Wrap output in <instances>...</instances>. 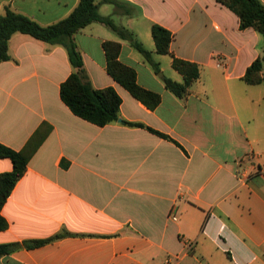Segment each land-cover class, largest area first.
<instances>
[{
	"label": "crops",
	"instance_id": "obj_1",
	"mask_svg": "<svg viewBox=\"0 0 264 264\" xmlns=\"http://www.w3.org/2000/svg\"><path fill=\"white\" fill-rule=\"evenodd\" d=\"M97 2L161 71L109 26L80 29L84 78L122 99V121L99 126L61 98L73 71L66 48L12 35L10 59L0 63V142L18 151L32 137L39 143L2 208L9 226L0 244L47 242L4 254L0 264H264V84L244 80L264 56V36L241 29L217 0ZM78 3L0 0V15L10 6L49 25ZM154 23L173 34L169 54L156 51ZM106 41L120 42L119 60L161 95L156 108L108 73ZM174 57L200 71L184 98L163 80H184ZM12 169L1 157L0 174Z\"/></svg>",
	"mask_w": 264,
	"mask_h": 264
},
{
	"label": "trees",
	"instance_id": "obj_2",
	"mask_svg": "<svg viewBox=\"0 0 264 264\" xmlns=\"http://www.w3.org/2000/svg\"><path fill=\"white\" fill-rule=\"evenodd\" d=\"M217 1L238 15L241 29L251 27L264 36V2L261 0ZM103 2L116 3L117 0H103ZM93 22H101L113 29L121 38L129 40L131 45L143 55L145 61L155 71H161L159 62L154 59L153 53L132 32L117 25L110 16H103L100 13L97 0H79L76 8L67 17L49 25H42L31 17L6 6L4 13L0 15V63L10 59L9 41L12 35L17 32L28 34L50 44L63 45L68 52L73 71L61 84L60 95L62 100L76 115L99 126H105L119 121L122 99L113 87L97 89L83 76L84 60L75 40V34ZM152 35L156 51L160 54H169L173 40L172 32L162 25L154 23ZM103 46L108 73L138 100H141L151 109L156 108L161 102V95L142 87L137 81L136 70L119 60L121 43L106 41ZM263 62L264 56L258 57L248 67L244 75V80L248 84H264ZM172 65L183 75L184 80L179 82L164 77L165 86L179 98H184L189 94L192 84L200 76L199 67L196 63L177 57L173 58ZM124 122L129 125L142 126L140 123ZM151 130L160 136L170 138L162 132ZM38 143L32 137L26 146L18 151L0 142V158L7 157L13 162L11 171L0 174V231L6 230L9 226L7 219L2 215V208L18 181L26 173L27 164L37 149ZM46 242L47 240H35L26 241L24 244H0V256L11 253L22 246L33 248Z\"/></svg>",
	"mask_w": 264,
	"mask_h": 264
},
{
	"label": "built area",
	"instance_id": "obj_3",
	"mask_svg": "<svg viewBox=\"0 0 264 264\" xmlns=\"http://www.w3.org/2000/svg\"><path fill=\"white\" fill-rule=\"evenodd\" d=\"M172 218H173L174 220H176V219H177V216H176V215H172Z\"/></svg>",
	"mask_w": 264,
	"mask_h": 264
},
{
	"label": "water",
	"instance_id": "obj_4",
	"mask_svg": "<svg viewBox=\"0 0 264 264\" xmlns=\"http://www.w3.org/2000/svg\"><path fill=\"white\" fill-rule=\"evenodd\" d=\"M119 121H122L121 119H119Z\"/></svg>",
	"mask_w": 264,
	"mask_h": 264
}]
</instances>
